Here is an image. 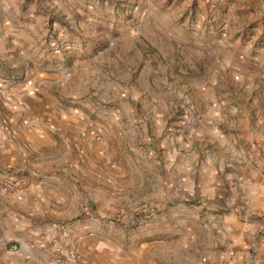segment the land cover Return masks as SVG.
I'll use <instances>...</instances> for the list:
<instances>
[{
  "label": "crops",
  "instance_id": "1",
  "mask_svg": "<svg viewBox=\"0 0 264 264\" xmlns=\"http://www.w3.org/2000/svg\"><path fill=\"white\" fill-rule=\"evenodd\" d=\"M12 1L18 14L0 0L6 27L0 37V181L13 176L21 186L0 192V264H55L59 244L79 251L82 264H264V119L249 124L245 147L226 149L229 159L191 169L193 179L182 173L188 168L179 160L163 166L143 155L139 164L120 161L124 142L112 138L125 137L107 120L93 119L91 109L83 108L88 100L75 111L55 107L63 95L78 99L97 55L84 49L65 69L40 66L30 51L33 37H13L15 26L33 24L29 15L44 21L42 9L63 0H22L32 13L23 11L21 0ZM4 67L15 68L22 79H8ZM67 130L79 144L58 145ZM89 139L95 140L87 144ZM163 168L167 175L159 172ZM195 192L201 202H186ZM90 200L101 214L146 200L157 201L161 212L142 236L114 231L98 218L68 222ZM175 202L192 217L201 213L197 228L187 223V214L176 227H158L174 220ZM163 203L171 212L164 213Z\"/></svg>",
  "mask_w": 264,
  "mask_h": 264
},
{
  "label": "rangeland",
  "instance_id": "2",
  "mask_svg": "<svg viewBox=\"0 0 264 264\" xmlns=\"http://www.w3.org/2000/svg\"><path fill=\"white\" fill-rule=\"evenodd\" d=\"M8 2L18 14L16 2ZM21 4L32 13L31 4ZM42 11L44 21L29 15L33 24L15 26L13 37H33L30 51L40 66L65 69L84 49L97 55L99 61L87 62L78 99L63 95L55 107L75 111L88 100L91 105L82 106L91 109L93 119L107 120L125 137L112 138L124 142L120 161L139 164L143 155L163 166L179 160L188 168L182 173L193 179L191 169L229 159L226 149L245 147L249 124L264 119V0H63ZM5 30L0 24V37ZM7 68L8 79H22ZM70 134L58 137V145L79 144ZM8 181L21 186L13 176L0 183ZM200 200L195 192L186 202ZM87 203L95 216L81 211L68 222L98 218L128 236H142L161 212L152 200L124 201L128 206L104 214L94 200ZM171 205L176 217L158 227H176L186 214L190 226L201 223V213L192 217L177 202ZM166 207L164 213L171 212ZM119 213L124 221L116 218ZM196 248L194 243L191 253Z\"/></svg>",
  "mask_w": 264,
  "mask_h": 264
},
{
  "label": "built area",
  "instance_id": "3",
  "mask_svg": "<svg viewBox=\"0 0 264 264\" xmlns=\"http://www.w3.org/2000/svg\"><path fill=\"white\" fill-rule=\"evenodd\" d=\"M16 187H17V184L14 183L13 181H8L6 183H0V192L8 193V192H11L12 190H15ZM83 213L87 216H91V215L95 216V213L91 209L89 203L84 204ZM116 218L124 221V219L126 218V215L119 213L118 215H116ZM201 220L204 223L209 222V219L207 217H204V216L201 217ZM257 238L258 237H255L253 239V241L251 242V244H250L251 249H254L255 242H256ZM13 248L15 250H18L17 245H14ZM54 262H55V264H82L83 256L79 251L72 249L65 244H59L57 246V253L55 255ZM205 263H206V261L204 260L200 264H205Z\"/></svg>",
  "mask_w": 264,
  "mask_h": 264
}]
</instances>
